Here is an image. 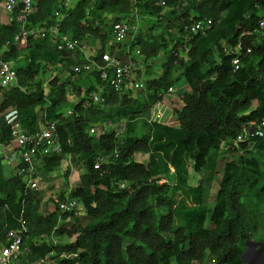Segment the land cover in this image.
I'll list each match as a JSON object with an SVG mask.
<instances>
[{"label":"trees","instance_id":"16d2710c","mask_svg":"<svg viewBox=\"0 0 264 264\" xmlns=\"http://www.w3.org/2000/svg\"><path fill=\"white\" fill-rule=\"evenodd\" d=\"M20 9L18 4L6 13L7 22L0 21V58L16 75L13 84L0 86V144L10 142L5 116L11 111L26 133L52 122L59 152L43 156L38 166L47 174L68 156L81 169L58 199L74 198L81 210L61 211L57 203L48 210L45 178L28 189L20 175L5 174L0 156V243L19 217L26 225L14 264L43 258V264H245V241L254 236L264 245V138L234 140L248 122L264 119V27L257 25L264 0H180L176 9L157 0H75L69 7L61 0L36 1L25 27L55 25L71 37L96 42V61L105 50L123 48L109 43L108 21L130 23L134 12L138 23L152 22L147 29L165 21L156 34L138 28L130 42L142 62L164 53L158 73L146 78L145 92L136 95L128 83L114 92L94 67L74 73L70 67L85 62L83 55L58 50L48 37L26 34L14 41ZM202 18L210 19L207 28L183 30V24ZM58 67L68 75L53 74ZM179 79L187 89L174 109L175 125L150 122L146 132L121 137L108 128L149 113ZM99 87L101 105L87 99ZM69 91L75 100L67 98ZM220 151L223 168L208 206L202 181L212 179ZM137 154H147V161L136 160ZM189 167L200 174L196 184L187 181Z\"/></svg>","mask_w":264,"mask_h":264},{"label":"built area","instance_id":"2783aa9c","mask_svg":"<svg viewBox=\"0 0 264 264\" xmlns=\"http://www.w3.org/2000/svg\"><path fill=\"white\" fill-rule=\"evenodd\" d=\"M37 0H1L0 5L2 10L9 12L15 6L20 4L21 9L16 15V21L19 23V32L13 37V40H18L20 35H33L39 38L48 37L58 50H65L69 52H80L85 62L72 65L70 68L74 73L80 70H90L92 67L97 70L98 76L105 81L109 88L114 92L122 91L123 86L128 83V87L137 91L143 87V83L137 80L135 75L136 64L142 61V54L139 48L134 46L131 48L130 42L134 39V35L138 28V15L133 13V21L128 23L126 21H108L110 42L122 45L123 48L116 47L112 51L105 50L100 53L99 61H96L92 56L96 55V47H89L86 41L74 38L68 34L59 32L55 25L53 26H29L25 27L28 22L26 14L30 12ZM64 7H69V0H61ZM168 0H157V3L162 6H170V8H178L180 0H172L175 3L167 5ZM56 18L59 16L58 11L53 12ZM8 19V17H7ZM210 24V19L202 18L185 23L182 25L184 31L196 32L202 31ZM257 25L260 28L264 27V14L259 17ZM121 46V47H122ZM238 44L235 46L237 50ZM239 62L238 56L231 60L232 65L236 68ZM16 81L15 70L11 63L0 58V86L8 87ZM90 91L87 95L92 103L101 105L104 97L99 90ZM172 87L167 88V93L173 92ZM70 92V91H69ZM72 95V94H71ZM75 95L70 101L75 100ZM70 110H66L68 113ZM166 106L160 101H156L150 107L149 121L160 122L168 124V117L165 114ZM5 121L10 128V142L14 143L16 153L19 158L13 174L20 175L24 186L28 189L35 190L37 188V178L35 171V163L43 156L50 153H58L59 145L57 141V134L55 126L52 122L45 124L41 129L35 132L26 133L16 120V114L11 111L6 114ZM124 123V122H123ZM116 124V123H115ZM89 133L93 132V127L88 129ZM250 136L264 138V119L254 122L250 121L242 128L234 142L244 141ZM8 143V144H9ZM7 144H0L5 146ZM97 165H94L96 167ZM121 187L122 184H119ZM57 207L61 211L77 213L81 210L80 204L74 198L65 197L63 200L56 201ZM17 226L10 229L6 233L5 242L0 243V264H14L22 253L21 236L26 230L25 221L22 217L17 219ZM45 258L38 260L34 264H43Z\"/></svg>","mask_w":264,"mask_h":264},{"label":"rangeland","instance_id":"374dc122","mask_svg":"<svg viewBox=\"0 0 264 264\" xmlns=\"http://www.w3.org/2000/svg\"><path fill=\"white\" fill-rule=\"evenodd\" d=\"M75 0H69V5H73ZM0 21L5 23L8 21L7 19V14H5V12L2 10L1 5H0ZM152 22L147 21L146 19H139V23H138V28L139 30L146 34H156L160 31L161 27L165 24V21H161L158 22L155 27H153L152 29H147L148 26L151 25ZM137 28V30H138ZM172 32L176 33V29H172ZM89 44V47L95 46L96 47V42H89L87 41ZM122 45H120L121 47ZM170 49V46H166L165 51H168ZM178 55L181 56L183 54V51H180L179 49L177 50ZM164 56V53H161V51H159V53L157 54L156 58H154L151 61H145V62H138L136 64V70H135V75H137V80L143 83V87L141 88V91H133L130 90V93L132 95H136L138 93H144L145 92V88H144V81L146 78H148L150 75L152 74H156L158 73V65H159V60L160 58H162ZM148 64V67L150 68L149 70H146V66ZM13 66V65H12ZM53 74H57L58 76H61V78L65 75H68V73L64 70H62L61 68H57L55 69L53 72ZM44 83V81L42 80V84ZM184 84L182 79H179L176 83V86L181 87V85ZM44 86V84H43ZM183 86V85H182ZM174 89V87H173ZM187 89L186 85H184L183 87L179 88L178 91H173L170 92L168 94H165L167 96H163L162 98V102L164 103V105L166 106V117H168L167 121L168 124L174 125L176 123V119L174 116V109L179 108L181 106V101H180V92ZM44 90H45V86H44ZM72 92H69L67 95V98L70 100L73 98V96L75 95L73 93V95H71ZM150 114V108H149V113H141L139 115L134 116L135 118L128 123V125L124 124L122 121L117 122L116 124H108V128L113 130L117 136L121 137L125 132H131L132 134L138 136L140 135L142 132H146L149 126V123L151 121H149V115ZM93 132H94V128H93ZM12 145L14 146V143L11 142ZM147 154H137L135 155V159L141 162H146L147 161ZM223 157H224V153L222 151H220V154L217 156L216 158V165H215V172L213 173V175L211 176L212 179L209 180H205L202 181V185H206L207 189H204L203 191V197L204 200L206 202V204L208 203V206L212 205V195L215 193L216 188H217V184L218 181L220 179L221 176V172H222V168H223ZM16 159V160H15ZM17 162L19 161V158L15 157L12 161ZM40 163L36 162L35 163V171H36V178L39 176H41L42 174H45L44 171L42 169H40V167L38 166ZM2 165H3V159H2ZM4 167V165H3ZM67 168V171H65ZM5 169V168H4ZM172 169L170 168V171ZM5 172L7 173V169H5ZM81 172V169L79 167L73 166L72 164H70L69 158H67L66 156H64L61 160L60 166L57 170L55 171H51L49 174V177H45V180L43 182H41V187H45V185H47L48 188H46L45 192H44V196H45V200L43 202L44 205H46V208L48 210L52 209L54 206V203L56 204V201H59V195L63 194L64 196L68 193V190L71 188V186L75 183V181L78 178V174ZM54 174H58V175H54ZM47 175V174H45ZM203 175V174H202ZM201 175V176H202ZM200 177L199 173H195L192 172L190 167H189V172H188V178L187 181L189 184H196V180L197 178ZM163 179L160 180V182H162ZM206 190V191H205ZM178 195H180L179 193H177ZM184 199V197H183ZM207 224V220L205 221V225ZM41 240L46 241L47 237L43 236L40 238ZM252 241H248L249 245H252L254 236L251 237ZM251 247V246H250Z\"/></svg>","mask_w":264,"mask_h":264},{"label":"crops","instance_id":"0c3cea01","mask_svg":"<svg viewBox=\"0 0 264 264\" xmlns=\"http://www.w3.org/2000/svg\"><path fill=\"white\" fill-rule=\"evenodd\" d=\"M182 85L184 86L185 84H182ZM182 85H181V87H183ZM178 87L179 86H175L174 89L175 88L177 89ZM181 87H179V88H181ZM164 96H167V95H164ZM179 96H180V94H179ZM161 101H162V99H161ZM167 125H171V124H167ZM0 156L3 159L4 168L7 169V173L5 172V169H4L5 174L6 175L13 174L18 161L15 162L16 159L14 161H12V160L15 157L18 158V156H17V153H16V148L12 145V143H9V144H7V145H5L3 147L0 146ZM66 157L68 158V156H66ZM54 175H58V174H54ZM49 176H50L49 173H47V175L42 174L41 176H39V179L37 177V182H40V180L42 178H45V177L47 178ZM44 188L45 189L48 188L47 185H45ZM43 199L45 200V196L43 197ZM44 200H43V202H44ZM263 247H264V245L259 244L258 242H253L251 247L249 246L246 249V251H245V254H244V262H245V264H264V258H259V255H258L259 254L258 253L259 249L263 248Z\"/></svg>","mask_w":264,"mask_h":264},{"label":"flooded vegetation","instance_id":"af4514ba","mask_svg":"<svg viewBox=\"0 0 264 264\" xmlns=\"http://www.w3.org/2000/svg\"><path fill=\"white\" fill-rule=\"evenodd\" d=\"M251 246V245H247V248ZM258 255H259V258H264V247L263 248H260L259 251H258Z\"/></svg>","mask_w":264,"mask_h":264},{"label":"water","instance_id":"95a60500","mask_svg":"<svg viewBox=\"0 0 264 264\" xmlns=\"http://www.w3.org/2000/svg\"><path fill=\"white\" fill-rule=\"evenodd\" d=\"M247 245H248V241H245V249H244V251H243V253L241 255V258L243 259V261H244V254H245V251L247 249Z\"/></svg>","mask_w":264,"mask_h":264}]
</instances>
